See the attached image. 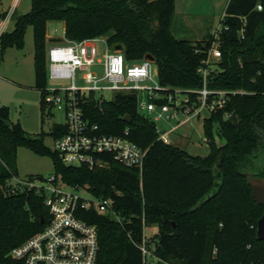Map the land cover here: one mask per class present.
<instances>
[{"label": "trees", "instance_id": "trees-1", "mask_svg": "<svg viewBox=\"0 0 264 264\" xmlns=\"http://www.w3.org/2000/svg\"><path fill=\"white\" fill-rule=\"evenodd\" d=\"M31 1L29 13L13 14L14 30L2 33L0 47L2 55L9 49L23 51L27 30L33 29L35 88L41 93L43 116L50 115L44 108L49 22L64 23L68 41L105 38L112 50L122 48L128 63L151 58L164 88L184 94L202 89L198 71L215 40L210 33L198 42L177 40L172 33L175 0ZM222 25L229 29L220 35L222 58L211 64L209 88L245 94H231L223 110L205 119L207 157H194L160 139L155 122L139 112L137 95L116 94L111 102H100L92 94L81 101L90 123L99 125L102 134L126 138L146 151L144 166L142 171L128 168L101 155L107 167H68L45 146L46 134L34 136L11 123L10 108L0 104V264H22L10 253L50 219L43 196L29 190L9 195L4 190L8 181L19 177L20 148L50 158L61 184L113 203L121 222L112 214L92 211L84 216L99 230L97 264H144L139 245L149 225L159 227L154 249L149 246L162 262L264 264V242L257 239L264 207L255 202L245 175L253 166L252 156L264 148V0H230ZM216 127L225 141L222 146L214 141ZM66 132L64 125H57L51 136ZM260 172L255 177L264 179V169ZM35 177L43 178H27Z\"/></svg>", "mask_w": 264, "mask_h": 264}, {"label": "built area", "instance_id": "built-area-1", "mask_svg": "<svg viewBox=\"0 0 264 264\" xmlns=\"http://www.w3.org/2000/svg\"><path fill=\"white\" fill-rule=\"evenodd\" d=\"M18 2L19 0L9 12L8 19L13 16ZM258 10L262 11L263 7L258 6ZM224 17L225 14L222 20ZM228 29L222 25L210 32L215 42L207 60L198 71L203 78V87L189 90L185 94L179 89L172 91L160 85L158 69L151 58L128 63L121 51L109 48L105 38L80 42L65 39L62 43L52 44L47 52L48 80L70 82L66 88H48L44 98L47 114L51 115L56 108L65 114L66 122L63 125L67 132L54 138V151L59 154L63 163L68 167L103 168L109 163L101 160L99 156L110 155L125 167L140 171L143 169L146 151L126 138L102 134L99 125L90 123L81 107V101L92 94L96 96L106 91L135 94L138 97L139 112L155 116V122L164 119L179 120L180 117L189 120L192 114L200 117L203 111L213 114L227 106L231 94H245L209 88L211 64L222 58L220 35ZM241 37L245 39L244 29ZM100 42L105 47L102 54L97 48ZM79 72L82 73L80 79L84 86L77 84ZM189 94L197 95V99L191 100ZM179 95H183L184 99L179 100ZM99 101L103 102L101 98ZM182 123L179 120V124ZM157 132L160 139L169 144L168 133L158 126ZM11 181V185L7 186V194L18 195L29 190L43 196L50 219L43 230L15 248L10 253V258L22 264H97L100 250L99 230L97 226L89 224L84 216L92 211L112 214L115 220L121 222V217L113 210L110 200L97 198L91 193L93 198L87 199L80 194L88 192L87 190L63 185L55 176L49 180L15 177ZM67 188L71 191L66 190ZM149 243L151 241L148 242L144 234L143 242L139 245L144 264H151L150 258L155 260L152 264H169L153 257Z\"/></svg>", "mask_w": 264, "mask_h": 264}, {"label": "rangeland", "instance_id": "rangeland-1", "mask_svg": "<svg viewBox=\"0 0 264 264\" xmlns=\"http://www.w3.org/2000/svg\"><path fill=\"white\" fill-rule=\"evenodd\" d=\"M15 2L16 0H1L0 34L4 25L1 15L11 12ZM228 2L229 0H178L179 11L174 22L175 32L178 33L176 35H184L196 42L201 41L205 36V22L214 20V29L222 26L221 18L225 14ZM31 8V0H21L17 15L27 14L31 11ZM184 16L190 17L192 21L190 22ZM7 30H14V21ZM49 33L52 36L51 39L63 38V23L49 22ZM25 42L23 51L9 49L4 55H2L0 47V104L10 108L11 123H19L25 131L34 136L46 134L45 146L54 151V138L51 136V132L55 126L65 124V114L56 108L51 115L43 116L41 93L35 88L34 31L31 27L27 30ZM51 45L52 43L49 41L48 48ZM97 48L101 54L105 51V47L101 42L97 44ZM99 74L102 75L101 70H99ZM77 76L78 86H84L85 84L80 79L82 73L79 72ZM69 84V81L48 80L49 89L66 88ZM179 90L184 93L183 90ZM115 95L113 92L106 91L94 96L97 100L101 98L103 102H111ZM178 98L183 100L184 96L179 95ZM210 115L209 112L203 111L200 117L192 114L189 120H186V117H180L179 120L183 122L182 124H179V120L167 121L164 119L154 122L163 132L168 133L167 138L170 145L184 150L194 157L204 158L210 154V145L204 132V121ZM145 116L152 121L155 117ZM214 131L215 143L218 146L224 145V139L217 134V127ZM252 162L253 166L249 169V172L259 175L260 170L264 169V148L258 150L252 156ZM17 168L21 179H26L32 175H40L45 180H49L55 175L54 165L50 158L40 157L25 148H20L18 151ZM11 182L8 181L5 184L4 190L7 189L8 184L11 185ZM66 190L71 191L69 188ZM80 194L90 200L93 198L88 192H81ZM158 231L159 227L157 225H149L144 228L145 237L148 242L151 241L149 244H151L152 249H154V238ZM149 261L151 264L155 263L153 258H150Z\"/></svg>", "mask_w": 264, "mask_h": 264}, {"label": "crops", "instance_id": "crops-1", "mask_svg": "<svg viewBox=\"0 0 264 264\" xmlns=\"http://www.w3.org/2000/svg\"><path fill=\"white\" fill-rule=\"evenodd\" d=\"M17 1V0H16ZM230 1V0H229ZM20 2H21V0H19V2H18V4H17V7H16V12L15 13H17V10H18V7H19V5H20ZM175 2H176V14H175V18H176V15H177V13H178V11H179V7H178V0H175ZM16 3V2H15ZM229 3V2H228ZM228 5V4H227ZM226 8H227V6H226ZM14 10V11H15ZM225 12H226V9H225ZM187 16V15H186ZM224 16V15H223ZM223 16H222V18H223ZM8 17H9V13H8V16L6 17V19L4 20V25H3V29H2V31H1V34L2 33H4V32H6V31H8L7 29L9 28V25L14 21V19H13V16H11L9 19H8ZM175 18H174V22H175ZM184 18H187L190 22L192 21L191 19H190V17H185L184 16ZM222 18H221V21H222ZM208 20V19H207ZM214 20H210L209 22H205L204 24H205V36L208 34V33H210L212 30H214ZM187 23V22H186ZM14 25H15V22H14ZM63 31H64V37L63 38H52L51 39V35H50V33H49V23H48V25H47V39H48V42L50 41L52 44H55V43H62V42H64L65 41V25H64V23H63ZM10 32V31H9ZM172 33H173V35H174V37L177 39V40H180V41H191V42H196V41H192L191 39H189L188 37H185L184 35H176V34H178L177 33V31L175 32V28H174V23H173V26H172ZM204 36V37H205ZM204 37L201 39V41L204 39Z\"/></svg>", "mask_w": 264, "mask_h": 264}, {"label": "water", "instance_id": "water-1", "mask_svg": "<svg viewBox=\"0 0 264 264\" xmlns=\"http://www.w3.org/2000/svg\"><path fill=\"white\" fill-rule=\"evenodd\" d=\"M118 51H122V48L119 47ZM126 121L130 122V118H126ZM245 175L247 176L248 184L252 188V195L255 202L259 206L264 207V179L255 177L252 173H246ZM41 222L44 223L45 220L41 219ZM257 239L260 242H264V214L258 221Z\"/></svg>", "mask_w": 264, "mask_h": 264}]
</instances>
